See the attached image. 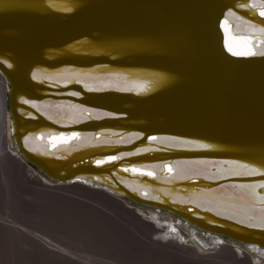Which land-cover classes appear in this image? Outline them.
Wrapping results in <instances>:
<instances>
[{
  "label": "bare ground",
  "instance_id": "obj_1",
  "mask_svg": "<svg viewBox=\"0 0 264 264\" xmlns=\"http://www.w3.org/2000/svg\"><path fill=\"white\" fill-rule=\"evenodd\" d=\"M81 1L69 3L67 0H53L51 6L56 10H61L65 6L80 5ZM226 1L231 3L236 0ZM222 3V0H147L143 4L151 9L159 5L167 9L154 11L145 24H140L138 29L121 31L123 34L142 35L144 40L113 39L93 43L81 40L70 44V51H60L57 55H64L66 59L72 61L89 62L92 61V57L79 56L75 52H86L90 55H102L105 50H134L141 53L159 51L166 54L172 52L174 57L188 62L197 70L204 71L210 70L215 65L213 58L217 44L220 49L223 48V44L227 52H230V56L241 59L254 56L251 53L264 52V38L260 34L256 38L255 34L250 33L256 28L264 30V16L258 15V13H264V2L250 0L249 4L244 3L247 7L243 5L237 8L236 15L249 21H245L246 26H237L235 21L232 22L234 30L240 28L244 35L254 37L251 42L246 36H232L227 32L226 28L229 25L225 23L226 18L230 19L229 17L234 12H226L225 18L220 20L219 29V20L216 15ZM170 45L175 46V49L169 50L172 48ZM0 61H4L0 62V183L5 185L4 188H10L12 185L26 186L36 192L51 195L57 201L50 207L53 220L71 223L83 243L89 242V245L92 244L95 247L107 244L108 247H114L121 253L132 251L131 255L133 254L135 263L143 262L136 259H143L146 263L149 259L158 262L156 259L179 257L182 260L186 259V263L189 264L190 262L191 264H211L212 262H214L212 264L226 262L228 264H254L251 262V254L264 259V229H257L264 225V186H262L264 182H241L256 178L264 179L261 177L264 172L257 170L256 172L253 167L237 161L223 160L173 159L140 165L138 163L144 160L202 155L200 153L204 149H199L202 147L197 144L185 143L182 140L168 137L159 136L155 139H146L149 133L140 135L126 133L118 140L112 139L117 134L113 130L81 132L82 128L94 129L106 124L117 126L119 121L90 119L87 123H79L86 118H96L103 114L101 111L73 103H82L70 97V95H78L75 91L81 93V88H118L139 93L148 90L154 81L163 78V75L140 69L119 71L97 65L90 68L62 66L55 69L35 66L28 76L26 75L27 65L22 64L15 68L9 60L0 57ZM9 63L12 64L11 68L7 66ZM2 70L6 71L13 81L10 89L7 87ZM103 71L110 72L100 75ZM33 73L36 74V79H33ZM76 74L84 78L81 77L78 81H74L73 77ZM90 74L97 75L89 78ZM117 76L131 77L138 82L117 83ZM42 78H51V83L56 84L58 90L71 89L66 92L70 95L49 94L48 92L53 89L43 86L39 82ZM143 79L147 81V84L139 83ZM23 90H28L32 94L33 91L38 93L40 90L41 95L33 94L36 98L48 96L54 99L67 98V100L45 99L41 102L28 101L25 103V99L18 97ZM85 110L87 113H84ZM24 114H26L25 117H23ZM9 118L12 119V134L9 129ZM44 118L58 126L45 121ZM36 126H48L52 129L44 128L46 132L37 130L39 131L37 135L36 131L31 132L20 140L24 130H32ZM94 133L98 135L94 136ZM11 137L15 141V150L10 142ZM214 137L222 139L223 136L216 134ZM88 140L115 143L90 147L87 146ZM160 144L167 145L164 147L167 148L166 151H162ZM136 145H145L144 151L128 156L125 159L127 163L121 160L123 159L121 156H126V153L116 154V151L131 149ZM20 154L22 158L30 160L44 172L53 175L55 182L60 184L51 185L44 181H47L46 178H39L34 173L35 170L20 158ZM93 154L105 157L95 156L86 160L82 158L87 155L93 156ZM249 155L264 164V145L257 152ZM112 157L115 160H112ZM72 162L76 163L71 166ZM131 164L144 169L126 170L119 167ZM212 166L213 171L210 170ZM166 169H168L167 172ZM60 170L63 172L59 174ZM149 172H153V176L147 175ZM253 173L258 176L252 177ZM191 177H195V180L191 181ZM232 180L240 182L235 185L228 182L225 185L215 186ZM122 198H127L131 203ZM123 200L140 207L169 210L182 221H179V224L185 223L184 226H187L190 242L194 247L185 244L184 239L187 235H182L183 241L169 239V237H162V240L154 239V233L160 232L161 228L152 222L148 214L145 212V215L139 214L135 208L125 205ZM257 204L261 206L256 208ZM210 221L224 223L225 227L211 224ZM236 222L242 225L235 227ZM176 230L181 238V231L178 228L171 232H176ZM216 232L227 233L242 242L235 244L223 242L221 238L213 235ZM196 234L205 235L209 241L214 242L212 244L217 241L223 245L214 255L201 254L198 249L207 250L208 248L200 238L195 236ZM192 237L196 238L199 243H195ZM35 239L45 244V248H53V250L50 249L51 252L54 251L52 253L69 258L58 247H53L41 237H35ZM110 252L112 255V251ZM99 253H101L100 250ZM75 258L80 259L76 256ZM90 258L84 259L85 264H100ZM150 262L152 261L149 260L148 263ZM77 263L79 264V261Z\"/></svg>",
  "mask_w": 264,
  "mask_h": 264
},
{
  "label": "water",
  "instance_id": "obj_2",
  "mask_svg": "<svg viewBox=\"0 0 264 264\" xmlns=\"http://www.w3.org/2000/svg\"><path fill=\"white\" fill-rule=\"evenodd\" d=\"M74 1L77 0H67L69 3ZM144 1L147 2V0H82L80 5L67 6L72 9L68 12L52 8L49 0H0V57L12 62L15 68L22 64L27 65L26 75L28 76L35 66L55 69L62 66L90 68L97 65L119 71L140 69L161 74L163 78L154 81L148 90L139 93L118 88H81V93L75 91L78 93L76 96L66 94L71 89L58 90L56 84L51 83V78H42L39 82L53 89L48 92L49 94L70 95L72 99L82 102L73 103L101 111L103 114L96 118H86L79 123H87L90 119L119 121L117 126L106 124L94 129L82 128L81 132L113 130L117 134L112 139L118 138V140L126 133L137 135L149 133L155 137H168L182 140L185 143L197 144L202 147L199 149H204L200 153L202 155L144 160V162L173 159L237 161L261 172L264 164L253 159L249 154L257 152L264 145V55L256 54L241 59L230 56V52H227L223 44V50L217 44L213 58L215 65L210 70L204 71L197 70L188 62L174 57L172 52V54H166L159 51L141 53L134 50H105L102 55L75 52L79 56L92 57V61L89 62L72 61L66 59L64 55H57L60 51L69 50L70 44L81 40L91 43L113 39L144 40L142 35L121 32L125 29H138L139 25L145 24L154 11L167 9L160 5L151 9L143 4ZM222 1L216 15L219 20V29L220 18L227 14L226 12L236 13L237 8L243 7L244 3L250 0H244V2L236 0L231 3L226 0ZM258 1L264 2V0ZM171 49L174 50L175 46L169 48ZM109 72L103 71L100 75ZM2 74L10 89L13 86L12 79L6 71L2 70ZM96 75L90 74L88 77L94 78ZM81 77L84 78L76 74L73 79L78 81ZM143 80L139 83L147 84V81ZM116 81L117 83L138 82L131 77L124 78V76L121 78L117 76ZM21 92L22 94L18 97L27 101L67 100V98L54 99L48 96L34 97L36 94L41 95L40 90L38 93L33 91L34 95L28 90ZM84 113L87 111L85 110ZM25 116L26 114L23 115ZM44 120L58 126L47 118ZM9 121L12 134V119L9 118ZM44 128L52 129L48 126H36L32 130H24L20 140L31 132L36 131V134L39 131L44 132ZM216 134L222 135V139H216L214 137ZM96 135L98 134L94 133V136ZM10 142L14 147L15 141L12 137ZM103 142L115 143L88 140L87 146L94 147L102 145ZM160 145L163 148L162 151H166L167 148L164 147L167 145ZM144 146L136 145L125 151L137 150L134 151L136 155L144 151ZM95 156L99 155H87L82 158L86 160ZM127 157L122 161H125ZM20 158L42 177L56 181L53 175L44 172L30 160L22 158L21 154ZM75 163L72 162L70 165L73 166ZM62 172L58 171L59 174ZM253 174L252 177L258 176V174ZM262 175L261 177H264V174ZM258 181L263 183L264 179L256 178L241 182ZM209 223L225 227L224 223L211 221ZM237 225L242 224L237 223L234 226ZM244 227L249 228L250 226ZM230 228L233 229V227ZM260 228L264 229V225L257 227V229ZM213 235L231 244L242 242L227 233L216 232ZM191 239L199 243L193 237Z\"/></svg>",
  "mask_w": 264,
  "mask_h": 264
},
{
  "label": "rangeland",
  "instance_id": "obj_3",
  "mask_svg": "<svg viewBox=\"0 0 264 264\" xmlns=\"http://www.w3.org/2000/svg\"><path fill=\"white\" fill-rule=\"evenodd\" d=\"M12 148L15 150L14 147ZM34 173H36L39 178L44 179V177L36 171H34ZM44 181L51 185L60 184L59 182L51 180ZM4 187L5 185L0 183V264H78V261L79 264H83L82 262L85 264L84 259L90 257L100 264L138 263H135V258L133 257V254L131 255L132 251H124V253H127L124 254L118 252L114 247H108L107 244H102L103 247H101L102 245L96 247L92 244L89 245V242H84V244L82 238L71 223L53 220L51 218L52 213L50 212V207L57 201L51 195L36 192L26 186L12 185L10 188ZM123 201L128 207L135 208L139 214H148L151 217L152 222L161 228L160 232L154 233V239L162 240V237H169V239L183 241L182 237L187 235L184 239L185 244L194 247L190 242V235L187 228L182 223L179 224L173 215L159 213L154 210L153 207L141 208L136 207L125 200ZM177 228L181 231V238L177 230L176 232H171ZM171 234H173V236ZM195 236L200 238L204 242L205 247L208 248L207 250H199L197 248L198 251L204 255H214L219 251L220 246L223 245L217 241L215 244H212L214 242L209 241L203 234H196ZM35 237H41L44 241L51 243L53 247H58L59 250L68 255L69 258L61 257L56 253H52L54 251L51 252L50 249L53 250V248H45V244L42 242L41 244L40 241L35 239ZM102 248H104L105 251ZM99 250L101 253H99ZM110 251H112L114 255H111ZM52 254H54V256ZM58 256L61 258L59 259ZM71 256L73 257L71 258ZM75 256L80 259L82 258L84 261L82 259L77 260ZM251 258V262H254V264H264V259L257 255L251 254ZM72 259L76 260L73 261ZM136 260L143 261L138 264H189L186 263V259L182 260L181 258L179 259V257H176V259H174V257L169 259L166 258L163 259L164 261L156 259L158 262L149 259L152 261L150 263H148L149 260H145L146 263H144L143 259Z\"/></svg>",
  "mask_w": 264,
  "mask_h": 264
},
{
  "label": "snow or ice",
  "instance_id": "obj_4",
  "mask_svg": "<svg viewBox=\"0 0 264 264\" xmlns=\"http://www.w3.org/2000/svg\"><path fill=\"white\" fill-rule=\"evenodd\" d=\"M49 3H50V5H52V3H53V0H49ZM245 7H247V5L245 4L244 5ZM61 10H63V11H68V12H70V11H72V9L70 8V7H67V6H65L63 9H61ZM230 51H231V49H229ZM234 55H235V53H233ZM253 55H255L256 53H252ZM260 55H264V52H261V53H259ZM0 62H4V61H0ZM7 66L9 67V68H11L12 67V64H7ZM33 79H36V74L35 73H33ZM25 103H27L28 101H24ZM153 139H155V138H153ZM202 146H204V145H202ZM262 172H264V169H262L261 170ZM262 186H264V184H262Z\"/></svg>",
  "mask_w": 264,
  "mask_h": 264
}]
</instances>
